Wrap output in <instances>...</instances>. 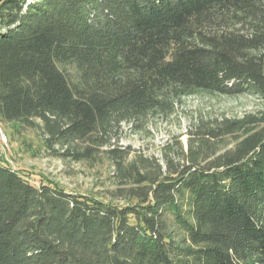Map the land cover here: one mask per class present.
I'll use <instances>...</instances> for the list:
<instances>
[{
    "label": "trees",
    "instance_id": "obj_1",
    "mask_svg": "<svg viewBox=\"0 0 264 264\" xmlns=\"http://www.w3.org/2000/svg\"><path fill=\"white\" fill-rule=\"evenodd\" d=\"M205 94L264 101V0H0V126L118 179L106 201L0 162V264H264L263 112L161 160L112 144Z\"/></svg>",
    "mask_w": 264,
    "mask_h": 264
},
{
    "label": "rangeland",
    "instance_id": "obj_2",
    "mask_svg": "<svg viewBox=\"0 0 264 264\" xmlns=\"http://www.w3.org/2000/svg\"><path fill=\"white\" fill-rule=\"evenodd\" d=\"M183 106L170 119L151 120L141 131L122 126L112 144L131 149L127 162L138 155L161 160L162 148L173 138L178 139L184 150L187 149L188 128L199 117L241 119L245 115L264 113V101L248 94L235 97L205 94L185 99ZM0 131L7 139L6 144L0 143V162L34 184L49 183L70 193L113 200L112 193L118 188V179L114 176V167L103 154L91 160L76 161L73 157H60L47 149L42 136L34 129L13 133L9 127L1 126Z\"/></svg>",
    "mask_w": 264,
    "mask_h": 264
},
{
    "label": "built area",
    "instance_id": "obj_3",
    "mask_svg": "<svg viewBox=\"0 0 264 264\" xmlns=\"http://www.w3.org/2000/svg\"><path fill=\"white\" fill-rule=\"evenodd\" d=\"M0 143H3V144L7 143L6 136L4 135V133L2 131H0Z\"/></svg>",
    "mask_w": 264,
    "mask_h": 264
}]
</instances>
